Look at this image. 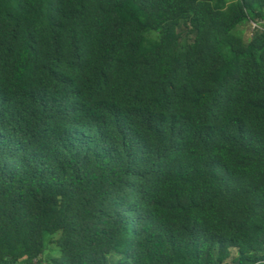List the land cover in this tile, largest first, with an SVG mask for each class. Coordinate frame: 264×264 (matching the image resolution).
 <instances>
[{"label": "trees", "instance_id": "obj_1", "mask_svg": "<svg viewBox=\"0 0 264 264\" xmlns=\"http://www.w3.org/2000/svg\"><path fill=\"white\" fill-rule=\"evenodd\" d=\"M0 264H264V0H0Z\"/></svg>", "mask_w": 264, "mask_h": 264}, {"label": "rangeland", "instance_id": "obj_2", "mask_svg": "<svg viewBox=\"0 0 264 264\" xmlns=\"http://www.w3.org/2000/svg\"><path fill=\"white\" fill-rule=\"evenodd\" d=\"M253 25L249 23H243L239 26L238 30L242 33L246 39H250Z\"/></svg>", "mask_w": 264, "mask_h": 264}, {"label": "built area", "instance_id": "obj_3", "mask_svg": "<svg viewBox=\"0 0 264 264\" xmlns=\"http://www.w3.org/2000/svg\"><path fill=\"white\" fill-rule=\"evenodd\" d=\"M253 25V27H256V24H252Z\"/></svg>", "mask_w": 264, "mask_h": 264}]
</instances>
